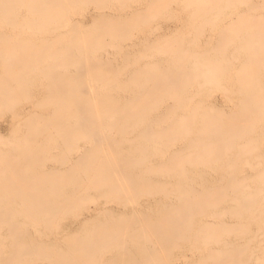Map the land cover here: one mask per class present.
I'll list each match as a JSON object with an SVG mask.
<instances>
[{
	"label": "bare ground",
	"instance_id": "bare-ground-1",
	"mask_svg": "<svg viewBox=\"0 0 264 264\" xmlns=\"http://www.w3.org/2000/svg\"><path fill=\"white\" fill-rule=\"evenodd\" d=\"M0 107V264H264V0H0Z\"/></svg>",
	"mask_w": 264,
	"mask_h": 264
},
{
	"label": "rangeland",
	"instance_id": "rangeland-1",
	"mask_svg": "<svg viewBox=\"0 0 264 264\" xmlns=\"http://www.w3.org/2000/svg\"><path fill=\"white\" fill-rule=\"evenodd\" d=\"M169 23H171V22H169ZM172 27H173V26H172ZM32 48H33V47H32ZM37 48H38V47H37ZM37 48H36V49H37ZM33 50H34V49H33ZM37 51H39V50H37ZM25 64H27L26 66H28L30 63L28 62V63H25ZM25 64H24V65H25ZM26 66H25V67H26ZM31 66L33 67V62H31V65H29V67H31ZM25 67H23V69H24ZM21 69H22V68H21ZM41 93H42V95H41ZM41 93H39V94L37 95V96H38V99H40V98L44 95V93H43L42 91H41ZM39 95H40V96H39ZM22 105H23V104H22ZM28 105H29L28 103H27V104H24V106H26L27 108H29V109H28L29 111L31 110L30 113H32L33 110L31 109V106H28ZM0 108H1V107H0ZM3 109H4V107H3ZM8 110H9V109H8ZM9 112H10V113H9ZM9 112H6L5 110H3V113H4V114H3V116H2V111H1V109H0V114H1V115H0V119L3 118V119L0 120V131H1V132H0V135H1V136H0V137H1V138L3 137L2 140H1V142H2V141L4 142V140H7V142H8V141H12V142H13L12 144H14L15 142L18 143L17 140H18L20 137L25 136V130H27L26 134H27V133H28V134H32V133H30L31 131H30L29 129H25L22 125H17L15 128L18 127V128H17V131H19V133H20L21 135L23 134L22 136L20 135V137H18L17 135H19V133H18L17 131H15L14 128L11 129L10 126H8V125H9L8 122H9V120H10V118H11L10 116L12 115L11 110H9ZM6 113H7V114H6ZM9 117H10V118H9ZM5 118H6V119H5ZM4 120H5L6 122H5ZM1 121H2V122H1ZM3 121H4V122H3ZM20 127H21V128H20ZM19 128H20L21 132H20V130H18ZM22 128H23V129H22ZM8 129H9V130H8ZM2 130H3V131H2ZM22 130H23V131H22ZM5 131H6V132H5ZM11 131H15V133H14V132L12 133ZM28 131H30V132H28ZM39 131H40V130H39ZM39 131H38L37 133H39ZM44 131L47 132V130H44ZM2 132H4V133H2ZM22 132H23V133H22ZM32 132H34V131L32 130ZM35 132H36V131H35ZM35 132H34V133H35ZM40 132H42V133H40V134H41V137H38V138H36V139L33 140L32 138H33L34 136H33V134H32L33 137L31 138V141H34L36 144L38 143V144H37V145H38L37 148H38V147L40 146V144H42V142H44V141L47 142V143H49L46 139H44L46 136H44V138H42V136H43V130L40 131ZM45 132H44V134H46ZM8 133L15 134V136H17V137H15L16 139H14V135H12V134H8ZM47 133H48V132H47ZM3 134H4V136H3ZM7 134H8V137H7ZM16 134H17V135H16ZM10 135H12L11 138L9 137ZM46 135H47V134H46ZM27 136H28V135H27ZM27 136H25V137H27ZM6 137H7V138H6ZM25 137H23V139L20 138L18 141L21 140V142H22V140H24ZM48 137H49V136H47L46 138L48 139ZM5 138H6V139H5ZM8 138H9V139H8ZM12 138H13V139H12ZM17 138H18V139H17ZM3 139H4V140H3ZM26 139H27V138H26ZM28 139H30V137H28ZM37 139H38V140H37ZM43 139H44V140H43ZM50 140H51V139H50ZM25 141H26V140H25ZM25 141H24V142H25ZM39 141H40V142H39ZM51 141H52V140H51ZM27 142H28V141H27ZM9 143H10V142H8L7 144L9 145ZM19 143H20V142H19ZM31 143H32V142L29 143L30 148H31V145L33 146V145L35 144V143H32V144H31ZM39 143H40V144H39ZM2 144H5V145L7 146L6 141H5L4 143H2ZM10 144H11V143H10ZM36 144H35V147H36ZM22 145H23V143H20V150L23 149V148H22ZM54 145H55L56 147H53ZM54 145L51 147L53 150H52L50 147L47 148V150H52V154H54L53 152H54L55 149H56V151H57V152L55 151V153H58V151H60L61 143H59V142H55ZM47 146H48V144L46 145V147H47ZM0 147L4 148L1 144H0ZM54 148H55V149H54ZM58 148H59V150H58ZM49 154H51V152H49ZM48 162H49V163H48ZM50 162H51V163H50ZM49 165H50V166H49ZM52 166H54V163H53L52 161H50V160H47V161H46V167H47V169H48V167H52ZM38 221H39V220H38ZM38 221H37V222L35 221V224H37V227H36L35 224H32V225L30 224L31 226H30V225L28 226L30 229L35 228V229L37 230L36 232H35V231H31L32 234H31V237H30V238L35 239V240H33V241L38 242V244H42L43 240H44L43 244H44V243L51 242L50 244L48 243V247L50 248V246L52 245V246H51V249H52V250L49 249V248L47 247V244H46V245L44 244V248H45L47 251H48V250H51L52 252H54L53 254H55V255H53V254L51 253L52 257L57 255V254H56V253H57V252H56L57 247H58L59 245H61V246L64 247V248H61L60 246H59L58 248L62 249V253H65V254L69 255L70 251H72V254H76V261H77V259L80 257V256L77 255L78 252L76 253V251H79V250H82V249H83V250H82V253H81L82 256H83V258L81 257V258H79V259H83L84 264H87V263H88V264H91V263H92V264H95L93 261L90 262L91 260H93V258H91L92 255H91V257L88 256V255H85L86 259L88 260V261H87V260L85 259L87 262L84 260V255H83V254H84V249H86L85 251H87V250H89V251H93V250L87 249V248L89 247V245L91 244V240H92L91 238L88 237V236H90L89 233L87 234L88 236H87L86 234H85V235H84V234H80V233L78 232L77 228L74 227V231L70 233L71 235H69V234L66 233V232L63 233V231H61V232L58 231V233H59V234H58V233L55 232V231H57L58 229H60V228H59L60 225H61V227H63V223H65L64 221L59 222L58 224H60V225H59V226H56L55 228H54L55 225L52 224V226H49L50 223H47V224H48L47 226H49V228L46 227L47 229H43V227L45 228V226H46V224H44V222H42L43 225H42V227H41V223L39 224ZM40 222H41V220H40ZM62 222H63V223H62ZM33 223H34V222H33ZM32 226H33V228H32ZM38 226L41 227V228L38 229ZM51 227H52L51 231L48 230V229H50ZM56 228H57V230H56ZM40 229H41V231H40ZM47 230H48V231H47ZM52 231L54 232V234L59 235L58 238H61V235H62V238H63L64 236L69 235L68 237H66V238H67L66 240H68L69 243L64 245L63 242L65 241V243H66V240H65V239L62 240V241H61L60 239H58V238H55V239L49 240L48 238L51 236V233H52V235H53V232H52ZM50 232H51V233H50ZM74 232H75V233H74ZM76 232H77V233H76ZM36 233L38 234V236H37ZM46 233H47V234H46ZM60 233H61V235H60ZM40 234H41V236H40ZM64 234H65V235H64ZM74 234H77V235H78V238H80L79 235H81V238H82L83 236H84V238H85V236H86L85 240H86L87 237H88V239L85 241V244L88 242V243L86 244V246L88 245V247L86 248V246L83 245L84 242H82V241H83L84 239L82 240V239L80 238V239L78 240V238L76 237V239H77V240H76ZM33 235H34V236H33ZM77 235H76V236H77ZM32 236H33V237H32ZM35 236H36V237H35ZM73 236H74L73 239L76 240V241H78V242H76V241H74V240L72 239ZM38 237H40V238H38ZM91 237H92V236H91ZM62 238H61V239H62ZM64 238H65V237H64ZM70 238H71L72 240H71ZM40 239H41V240H40ZM42 239H43V240H42ZM56 239H57V240H56ZM90 239H91V240H90ZM53 240H54V242H53ZM58 240H59V241H58ZM39 241H41V242L39 243ZM55 241H56L58 244H56ZM72 241H73V242H72ZM70 242H71V243H70ZM79 242L82 243V245L80 244L81 246L78 245L79 247L75 246L76 244H75V245L73 244V243H79ZM89 242H90V243H89ZM53 243H54V244H53ZM62 244H63L64 246H63ZM69 244H70V245H69ZM56 245H57V247H56V249H55V246H56ZM72 245H73V246H72ZM42 246H43V245H42ZM84 246H85V247H84ZM46 247H47V248H46ZM52 247H53V248H52ZM80 247H81V249H80ZM82 247H83V248H82ZM60 249H58V253H59ZM65 249H66V250H65ZM78 249H79V250H78ZM67 250H68V251H67ZM74 250H75V252H74ZM47 251H46V252H47ZM63 251H65V252H63ZM46 252H45V253H46ZM48 252H49V251H48ZM48 252H47V253H48ZM66 252H67V253H66ZM73 252H74V253H73ZM47 253H46V254H47ZM60 253H61V252H60ZM60 253H59V255H61ZM43 254H44V253H43ZM49 254H50V252H49ZM65 254H64V255H65ZM79 254H80V253H79ZM81 254H80V255H81ZM85 254H86V253H85ZM44 255H45V254H44ZM59 255H57L56 257H58ZM70 255H71V253H70ZM47 256H48V255H46L45 257H47ZM61 256H62V255H61ZM74 256H75V255H71V256H69V258L71 259V257H74ZM100 256H101V257H100ZM100 256H99V258H98V256H95L94 260H95L96 264H104V263H107V264H108V263H110V264H122L121 262L118 263L117 260H113V259H112L113 257L110 259L111 256L108 255V254H107V255H100ZM107 256H110V257L107 259V258H106ZM20 257H21V256H20ZM41 257H42V256H41ZM41 257H40L39 259L37 258V259H35V260H30V261L27 260L26 263H25V261H22L20 264H22V263H23V264H24V263H25V264H38V263H39V264H43V263H45V264H51L50 262H53V261H54V259H52L51 261L49 260V261H50V262H49L48 260L44 259V257H43V258H41ZM48 257H50V256H48ZM56 257H53V258H55V261H56ZM87 257H88V258H91V260H89ZM96 257H97V259H99V260L96 261ZM58 258H59V257H58ZM74 258H75V257H74ZM74 258L71 259V260H72V261H73V260L75 261ZM100 258H101V260H100ZM49 259H51V257H50ZM70 259H69V261H70ZM79 259H78L77 262H80ZM58 260H59V259H58ZM107 260H108V261H107ZM69 261H67L68 263L65 262V264H66V263H67V264H71V263H72V261H70V262H69ZM83 261L81 260V262H83ZM89 262H90V263H89ZM99 262H100V263H99ZM102 262H103V263H102ZM53 263H54V262H53ZM75 264H78V263H75ZM79 264H80V263H79Z\"/></svg>",
	"mask_w": 264,
	"mask_h": 264
}]
</instances>
